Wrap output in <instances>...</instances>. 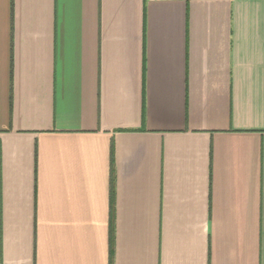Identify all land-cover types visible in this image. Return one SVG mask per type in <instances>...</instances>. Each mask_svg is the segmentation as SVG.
Wrapping results in <instances>:
<instances>
[{"label": "crops", "instance_id": "1", "mask_svg": "<svg viewBox=\"0 0 264 264\" xmlns=\"http://www.w3.org/2000/svg\"><path fill=\"white\" fill-rule=\"evenodd\" d=\"M0 264H264V0H0Z\"/></svg>", "mask_w": 264, "mask_h": 264}]
</instances>
